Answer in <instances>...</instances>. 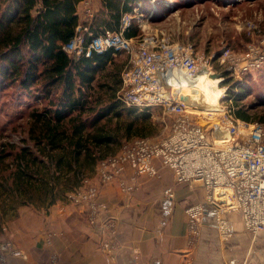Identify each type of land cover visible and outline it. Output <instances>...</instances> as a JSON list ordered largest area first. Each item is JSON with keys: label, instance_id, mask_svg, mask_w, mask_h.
<instances>
[{"label": "built area", "instance_id": "obj_1", "mask_svg": "<svg viewBox=\"0 0 264 264\" xmlns=\"http://www.w3.org/2000/svg\"><path fill=\"white\" fill-rule=\"evenodd\" d=\"M141 6L140 0H133L131 11L121 14L117 31L93 34L83 24L92 20L95 10L90 0H82L75 33L62 45L67 55L75 59L81 55L90 57L94 52L102 54L106 50H112L114 55L126 54L127 62L121 72L116 100L139 110L158 105L163 113L175 117L168 135L128 139L116 153L98 160V179L111 182L118 178L121 190L131 193L137 189V176L156 175L152 165L156 159L171 171L175 185L185 184L204 192L203 202L184 209L192 240L199 238L207 207L214 212L216 232L222 240L231 235L222 217L229 212H239L248 233L264 232V124L239 120L231 108L222 106L216 111L217 119L203 125L188 113L183 102L163 97L159 74L172 72L192 76L201 67V58L192 46L167 44L158 40L156 34L125 37V30L142 15ZM246 33L249 40L242 54L234 55L226 49L220 56L228 63L229 74L235 78L264 68V31H255L253 25H248ZM207 115L205 121H212L214 114ZM219 128L224 129L227 139L218 136ZM127 168L133 170L130 183L122 179ZM162 196L172 200L174 187L163 190ZM66 197L70 203L86 204L89 223L98 224L109 236L114 235L115 224L109 207L99 200L96 186L87 178H83ZM101 248L109 257L113 256L114 248L107 240L101 243ZM7 255L22 257L23 253L11 242H3L0 244V264H7ZM51 262L57 264L54 258Z\"/></svg>", "mask_w": 264, "mask_h": 264}, {"label": "trees", "instance_id": "obj_2", "mask_svg": "<svg viewBox=\"0 0 264 264\" xmlns=\"http://www.w3.org/2000/svg\"><path fill=\"white\" fill-rule=\"evenodd\" d=\"M80 1L0 0V90L17 82L26 93L36 87L33 93L39 94L35 97L46 101L29 115L26 134L32 149L21 148L13 156V162L5 166L9 171L8 179H0V187L12 192L21 206L34 204L36 199L46 207L62 199L67 191L79 185L86 169H93L97 161L107 155L103 148L118 143L123 135H133V122L125 124L119 137L105 127L111 117L122 114L121 103L115 98L112 100L121 80L120 83L112 81L114 85L112 82L98 84L111 94L103 104L94 101L91 94L97 75L109 64L114 66L112 50L75 59L62 49L75 33L76 6ZM100 1L99 11L83 24L93 34L117 29L120 13L130 9L128 0ZM184 1L175 3L193 4V0ZM162 3L157 2L161 9ZM137 34L133 22L124 32L128 38ZM111 73L117 76L119 71L107 74ZM247 75L251 73L243 76ZM225 79L222 85L229 86L237 105L247 89V79L233 84ZM124 109L127 113L136 110L134 107ZM234 115L244 121L253 120L241 106L234 110ZM3 153L0 151V171L6 159Z\"/></svg>", "mask_w": 264, "mask_h": 264}, {"label": "rangeland", "instance_id": "obj_3", "mask_svg": "<svg viewBox=\"0 0 264 264\" xmlns=\"http://www.w3.org/2000/svg\"><path fill=\"white\" fill-rule=\"evenodd\" d=\"M140 1L142 2V15H140L139 19H134L133 22L138 29V35L150 36L151 34H156L158 40H163L167 42V44L179 43L192 46L194 53L201 58V65L205 64L210 72L219 74V78L215 79L217 87L223 91L219 98V106L231 108L233 114L234 110L241 106L245 114L252 117L253 120L249 122L264 124V68L251 72V75L235 78L229 74L228 63L223 62L220 58L222 52L226 49L229 53L234 55H240L245 51L249 40L246 33L248 25H253L255 31H264V0H193V4L189 6L184 5L185 3L177 5V3H175L177 0H154L153 3L150 0ZM158 1L163 2V9L157 4ZM185 1L187 2V0ZM80 12L81 9H79V16ZM116 62H118L117 66H119L118 64L121 65V70H119L117 76H114L113 73L110 75L107 74L108 72L118 71L116 68H113L114 66L112 65H108L104 71L97 75V80L94 83L91 93L94 97V101L97 100V103L103 104L111 97L106 87L98 86L100 82L110 83L112 81H117L120 83L122 68L127 62L126 54H116ZM210 72H208V74H212ZM223 78H227L225 80H227L229 84H233V82L237 80L244 81V78L247 79V89L245 93L241 95V100L237 102V105H234V93H230L229 86L222 85ZM114 82H112L113 85L115 84ZM120 85L121 84H119V87L116 88L117 90L114 91L112 100H114V98L116 100V93L120 89ZM35 88L36 87H32V91L26 93L19 87L18 83L15 82L0 90V151L4 152L3 155L6 156L4 168L1 167L3 170L0 171V179L5 177L8 179L9 171L5 170V166L7 167L8 164L13 162V156L18 153L21 148L26 147L32 149L33 147L29 140H27L26 134L29 115L31 110L41 108L46 102L43 99L35 97L36 94H39L33 93ZM92 103L94 104V102ZM120 108L123 110L121 116L117 118L111 117V120L105 127L110 132L117 133V137H119L122 131L124 132L125 124L133 122L134 126L131 132L133 135L129 137L123 135V137H120L118 143L103 148V151L105 150L107 154L105 156L116 153L121 144L136 136H141V138H154L168 135L175 119L173 115L163 113L162 108L158 105L149 106L142 110L135 108L136 110L131 113H127L126 109H124L127 108L125 105L121 104ZM198 110L193 108L192 111L188 110V113L193 115L195 121L203 125H207L208 122H213L217 119V114H214L211 115L212 121H205L208 115L202 114V112L199 113ZM155 160L152 161L153 166ZM96 164L93 169H86L84 171L82 179L87 178L89 183L96 186L100 200L98 184H96L94 178L90 176V173H92L91 175L94 174V177H97ZM127 169L133 173V170L130 168ZM122 179L126 183H130L129 178L124 177V175ZM98 181L102 184L116 182L119 190L123 192L120 188L118 178L111 182H102L99 179ZM74 189L67 191L61 200L64 199L63 201H65V203L75 208L87 227L97 236L99 251L108 257L110 256L101 248V243L107 240L114 248L111 255H115L114 253L119 243L118 220L114 215L110 214L115 224L113 236L103 233L98 224L91 225L88 220V207L86 204L77 205L67 201V194L71 193ZM34 204L39 207H44L41 205V202L36 199ZM20 206L21 205H18V200L12 192L0 187V222L1 227H4L3 230L0 228L1 235L4 234L6 230L5 222L14 221L17 217L15 212ZM226 214L227 213L222 217L226 220L228 229L230 230L228 220L225 216ZM230 232L231 235L229 238L235 237L248 240L264 239V233L251 234L245 231L244 228H242V232L237 234V236H233L231 230ZM54 235V232L48 231L45 236L46 242L50 243ZM217 237L222 240L218 234ZM1 239L0 244L3 242H11L17 247L10 238L3 239L1 237ZM25 255V253H23L22 257H10V255H7L5 256L6 263L29 264L26 262L27 259ZM242 255L246 256L245 261L247 264L251 262L253 264H264V246H252L249 250L246 249V252L242 253ZM52 258L55 259L57 264H61L55 255L49 256L47 264H53V262H51ZM13 259H20L21 261L14 263L12 261Z\"/></svg>", "mask_w": 264, "mask_h": 264}, {"label": "crops", "instance_id": "obj_4", "mask_svg": "<svg viewBox=\"0 0 264 264\" xmlns=\"http://www.w3.org/2000/svg\"><path fill=\"white\" fill-rule=\"evenodd\" d=\"M81 1L76 6L78 21ZM128 1L130 9L122 11L120 16L123 12L131 11L133 0ZM90 2L97 13L101 1ZM105 18L109 17L106 15ZM117 30L104 29V33ZM117 63L114 55L113 65L119 71L121 65L117 66ZM160 83L162 85L161 79ZM153 164L157 174L138 176L137 189L131 193L121 192L116 182L99 183L98 178L90 173L98 184L100 200L108 205L110 213L118 220L119 243L112 257L99 251L97 236L64 199L46 207L36 204L18 207L14 221L5 222L6 230L0 234V240L1 237L13 240L26 254L29 264H47L52 255L61 264H247L246 256L242 253L252 246H264V239L234 237L220 240L216 234L214 212L210 207L206 208L208 212L202 223L200 237L192 240L187 230L184 209L203 202V190L189 188L185 184L175 185L168 168L158 160ZM131 174L126 169L123 175L129 178ZM171 186L174 187V197L167 200L162 193ZM225 216L233 236L242 232L239 212H229ZM48 231L55 233L50 243L45 239ZM12 261L16 263L21 260Z\"/></svg>", "mask_w": 264, "mask_h": 264}, {"label": "bare ground", "instance_id": "obj_5", "mask_svg": "<svg viewBox=\"0 0 264 264\" xmlns=\"http://www.w3.org/2000/svg\"><path fill=\"white\" fill-rule=\"evenodd\" d=\"M159 78L162 82L160 94L163 97L172 98L173 93L189 96L186 105L189 111L195 108L199 109V113L207 115L216 114V111L220 110L219 98L223 91L217 87L216 78L212 74H208L206 69L198 71L192 76L172 72L161 73ZM224 132L223 128H219L217 132L223 140L227 139Z\"/></svg>", "mask_w": 264, "mask_h": 264}, {"label": "water", "instance_id": "obj_6", "mask_svg": "<svg viewBox=\"0 0 264 264\" xmlns=\"http://www.w3.org/2000/svg\"><path fill=\"white\" fill-rule=\"evenodd\" d=\"M203 69H206L208 72H210L208 69H207V67H206V65L205 64H203V65H201V67L199 68V72L200 71H202ZM197 71V72H198ZM196 72V73H197ZM210 73H212V72H210ZM212 76H214L215 78H219V74H217V73H212ZM172 99L174 100V101H180V102H183L185 105H187V103H188V100H189V96H184V95H181L180 93H173L172 94Z\"/></svg>", "mask_w": 264, "mask_h": 264}]
</instances>
